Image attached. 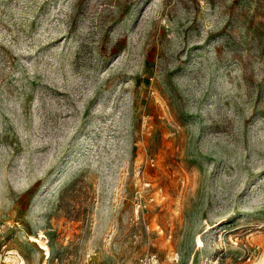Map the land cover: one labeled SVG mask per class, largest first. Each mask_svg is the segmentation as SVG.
<instances>
[{"label":"rangeland","instance_id":"1","mask_svg":"<svg viewBox=\"0 0 264 264\" xmlns=\"http://www.w3.org/2000/svg\"><path fill=\"white\" fill-rule=\"evenodd\" d=\"M0 264H264V0H0Z\"/></svg>","mask_w":264,"mask_h":264},{"label":"bare ground","instance_id":"2","mask_svg":"<svg viewBox=\"0 0 264 264\" xmlns=\"http://www.w3.org/2000/svg\"><path fill=\"white\" fill-rule=\"evenodd\" d=\"M208 228H209V225L207 226V228H206V230H208ZM201 236H199L198 237V239H197V244H201V245H203V241H202V234L201 233H199ZM32 240H37V238L36 237H34ZM41 242V241H40Z\"/></svg>","mask_w":264,"mask_h":264}]
</instances>
